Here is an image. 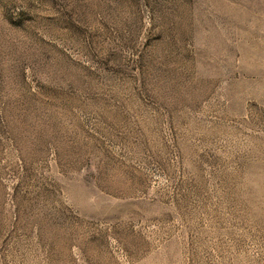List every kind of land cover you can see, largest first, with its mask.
Instances as JSON below:
<instances>
[{
    "label": "rangeland",
    "instance_id": "1",
    "mask_svg": "<svg viewBox=\"0 0 264 264\" xmlns=\"http://www.w3.org/2000/svg\"><path fill=\"white\" fill-rule=\"evenodd\" d=\"M0 264H264V0H0Z\"/></svg>",
    "mask_w": 264,
    "mask_h": 264
}]
</instances>
